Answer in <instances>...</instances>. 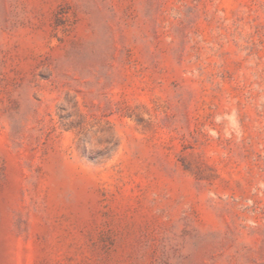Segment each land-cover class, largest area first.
<instances>
[{"label": "rangeland", "instance_id": "1", "mask_svg": "<svg viewBox=\"0 0 264 264\" xmlns=\"http://www.w3.org/2000/svg\"><path fill=\"white\" fill-rule=\"evenodd\" d=\"M0 264H264V0H0Z\"/></svg>", "mask_w": 264, "mask_h": 264}]
</instances>
